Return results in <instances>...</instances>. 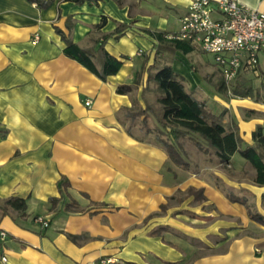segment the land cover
<instances>
[{
	"label": "crops",
	"instance_id": "crops-1",
	"mask_svg": "<svg viewBox=\"0 0 264 264\" xmlns=\"http://www.w3.org/2000/svg\"><path fill=\"white\" fill-rule=\"evenodd\" d=\"M190 1L51 0L41 6L0 0V203L10 196L26 200L23 217L0 210L6 232L0 264H264V226L198 171L181 175L153 133L136 134L147 128L142 119L132 121L125 112L155 101L152 92L142 95L145 70L156 56L152 33H175ZM234 1L264 12V0ZM57 29L87 50L96 68L103 50L121 61L118 71L100 79L66 54ZM192 52L177 50L170 63L182 77L180 58ZM184 83L213 112L225 111L224 120L237 124L245 142H252L258 124L264 128V103L209 99ZM122 84L131 90L117 93ZM211 99L221 110L212 109ZM154 124L149 117L148 127ZM214 174L264 215V186H233ZM61 176L69 181L66 196L50 208L49 199L60 196ZM190 185L203 187L207 200L196 204L191 196L159 212L166 197ZM72 201L75 208L66 210L63 203ZM161 226L168 230L150 234Z\"/></svg>",
	"mask_w": 264,
	"mask_h": 264
},
{
	"label": "trees",
	"instance_id": "trees-1",
	"mask_svg": "<svg viewBox=\"0 0 264 264\" xmlns=\"http://www.w3.org/2000/svg\"><path fill=\"white\" fill-rule=\"evenodd\" d=\"M41 6H47L51 0H30ZM75 3L96 0H69ZM57 31L65 40L66 46L64 51L67 55L78 60L82 65L88 68L92 73L100 79H105L107 75L114 74L118 71L121 61L103 51L100 69L96 68L92 61L90 53L74 44L70 39L64 36L61 30ZM157 37L155 58L153 63L147 66L145 72L146 86L142 89V95L145 92H152L157 95L153 103L146 102L144 108H127L126 115L130 120L138 118L146 125L145 131L153 133L155 140L161 145L170 162L180 168L189 169L190 162L185 158V152L181 147L180 139L187 138L192 141L196 147L204 154L215 157L219 163L226 166L230 164L234 154L243 158L253 169V174L247 172L243 174L257 186H264V128L258 124L251 133V143L245 142L239 134L237 124L231 120H224V112L215 113L207 107L204 100L196 98L190 91L186 89L184 78L174 71L170 63L175 59V52H189L193 49V45L188 41H181L175 38H168L164 32H153ZM160 54V55H159ZM159 55V56H158ZM148 56H145L144 63L140 71L136 75V81L140 82L142 74L147 63ZM160 60L167 62L161 65ZM259 71L264 74V58L256 66L255 70L241 71L231 81H226L221 75L219 69L216 72L219 75L216 79H208L207 82L214 90L226 97L249 98L255 102L264 103V79L258 85H254L252 80L245 77V72ZM131 90L130 85L122 84L116 87V92L126 94ZM251 112V111H249ZM153 117L154 128L148 127L147 120ZM128 133L131 134L128 129ZM59 197H51L49 199L50 208L56 206L63 197L66 196V190L69 181L66 177L61 176L57 182ZM225 191L226 198L231 202H238L246 207L249 218L264 226V215L254 210L248 203L245 196H239L233 191L222 189ZM203 187L188 186L184 190L178 189L174 194L166 197V203L160 204L159 212L164 213L172 202L182 203L186 198H193L196 204L207 200L204 195ZM183 194V196L176 194ZM262 205L264 208V192L261 194ZM66 210L75 208L76 203H63ZM2 214H8L15 211L19 216L23 217L26 211V200L22 197L10 196L0 203ZM149 217V215L147 216ZM145 217V219H147ZM144 219V220H145ZM163 230H168V226H161L150 232L152 235H160ZM71 239L77 236L69 234Z\"/></svg>",
	"mask_w": 264,
	"mask_h": 264
},
{
	"label": "built area",
	"instance_id": "built-area-1",
	"mask_svg": "<svg viewBox=\"0 0 264 264\" xmlns=\"http://www.w3.org/2000/svg\"><path fill=\"white\" fill-rule=\"evenodd\" d=\"M191 0L179 18L178 30L169 35L198 45L212 55L213 62L226 81L241 71L255 70L264 57V12L234 0ZM38 39V35H34ZM142 51L139 50L138 54ZM90 101H85L89 105ZM43 225L47 221L38 218ZM6 232L0 229V245ZM5 260V255L0 256Z\"/></svg>",
	"mask_w": 264,
	"mask_h": 264
},
{
	"label": "rangeland",
	"instance_id": "rangeland-1",
	"mask_svg": "<svg viewBox=\"0 0 264 264\" xmlns=\"http://www.w3.org/2000/svg\"><path fill=\"white\" fill-rule=\"evenodd\" d=\"M193 45H194L193 52L187 55L185 58L184 57L180 58L182 65L183 66L185 65V68H186L185 72L187 73L186 77L183 76L184 80L187 82L188 85L190 83V80H189L190 78L194 80L193 82L190 83V85H193V90L195 94H197V96H205L210 99L215 94L221 97L222 99L227 100L228 97L218 92L216 93L214 88L207 82L208 79L214 80L219 76L216 72V69H214L216 66L213 62L212 55L207 52H204L198 45H195V44ZM200 65L204 66L203 70L200 69ZM191 68L193 69L190 71ZM190 73H192L197 79H194L192 77L193 75ZM243 75L245 77L250 78L252 82L254 83V85H258L259 82L262 79H264V74H260L259 71H255V72L249 71V72L243 73ZM211 100L213 101V99ZM220 105H221L220 103H216L215 101L210 103V106H212V109L215 111L221 110ZM137 125L139 127L140 125L142 126V124L140 125L137 124ZM144 128H146V125L144 126ZM136 134H140V136H143L145 134L146 136L145 129H142L141 131H139V133L136 132ZM180 144H181L182 149L185 152V158L190 162L189 169H183L180 167L177 168L178 169L177 171H179L180 173L184 172V173H181V175L187 176L193 173V171H198L197 173L198 174L200 173L199 174L200 176H206L208 179H210L211 182L214 184V186L218 188L224 195H225V191H222V189H225L227 184H222L220 178L215 176L214 171H219V173H221V175L225 177L227 183H230L233 186L237 185L239 187H248L250 185H254L248 177L243 176V174L246 172L248 174H253V169L239 155L234 154L233 158L231 159L230 164H227L226 166H224L222 164H219L217 162L218 160L215 157L201 152L196 147V145L192 141L188 140L187 138L180 139ZM171 165L173 164L171 163ZM206 167H210V168L206 169ZM210 175L214 176L213 179H212V176ZM176 195H179V197L183 196V194H180V193ZM172 203H173L172 205L177 204L175 201H173Z\"/></svg>",
	"mask_w": 264,
	"mask_h": 264
}]
</instances>
